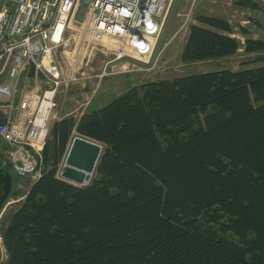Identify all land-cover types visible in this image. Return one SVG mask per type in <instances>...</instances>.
Masks as SVG:
<instances>
[{
  "label": "trees",
  "instance_id": "obj_1",
  "mask_svg": "<svg viewBox=\"0 0 264 264\" xmlns=\"http://www.w3.org/2000/svg\"><path fill=\"white\" fill-rule=\"evenodd\" d=\"M195 20L184 62L264 50L245 27L241 41L223 18ZM73 130L103 145L83 186L58 175ZM1 238L3 264H264V63L133 85L55 120Z\"/></svg>",
  "mask_w": 264,
  "mask_h": 264
},
{
  "label": "built area",
  "instance_id": "obj_2",
  "mask_svg": "<svg viewBox=\"0 0 264 264\" xmlns=\"http://www.w3.org/2000/svg\"><path fill=\"white\" fill-rule=\"evenodd\" d=\"M80 1L0 0V166L32 181L41 174L58 90L80 83L84 89V68L99 50L112 54V67L150 57L172 2L89 0L75 25ZM71 25L80 36L68 52ZM105 74L104 68L98 76Z\"/></svg>",
  "mask_w": 264,
  "mask_h": 264
},
{
  "label": "rangeland",
  "instance_id": "obj_3",
  "mask_svg": "<svg viewBox=\"0 0 264 264\" xmlns=\"http://www.w3.org/2000/svg\"><path fill=\"white\" fill-rule=\"evenodd\" d=\"M244 0H172L166 10L161 31L154 42V49L150 57L144 59L126 58L117 62L115 66L106 65L112 57L106 49L99 50L91 62L84 68V89L80 85H74L67 92L58 90L56 96V107L50 123L67 115L79 117L83 112L102 107L111 99L126 91L133 85H139L148 81L158 79H172L180 75L220 70L229 68L232 70L253 67L264 61H255L257 56L264 58V50L247 53L240 48L235 54L225 57L211 58L207 60L184 62L181 59L182 48L185 43L191 24L198 23L195 20L197 14L217 16L227 20L234 35L244 40L240 28L245 27L249 37L259 38L264 41V0H249L256 4L251 6L250 2ZM80 33L78 28L70 26L66 32L69 37L67 45L63 48L71 52ZM60 49L56 55L60 56ZM62 60V58H60ZM124 63V64H123ZM105 68L107 74L98 76ZM76 131L73 130L72 135ZM64 160V158H63ZM60 163L58 175L63 164ZM32 180L26 178L12 177L9 189V197H13V203L0 209V237L4 224L10 215L19 206L21 196L26 192ZM17 194V195H16ZM10 199V198H9ZM3 261L6 250L0 239Z\"/></svg>",
  "mask_w": 264,
  "mask_h": 264
},
{
  "label": "water",
  "instance_id": "obj_4",
  "mask_svg": "<svg viewBox=\"0 0 264 264\" xmlns=\"http://www.w3.org/2000/svg\"><path fill=\"white\" fill-rule=\"evenodd\" d=\"M89 0H81L74 16L75 25H80L85 18ZM103 145L98 140L76 132L72 136L60 169V178L72 184L83 186L91 181L101 156ZM10 181L3 176V188L0 192V209L8 198Z\"/></svg>",
  "mask_w": 264,
  "mask_h": 264
},
{
  "label": "crops",
  "instance_id": "obj_5",
  "mask_svg": "<svg viewBox=\"0 0 264 264\" xmlns=\"http://www.w3.org/2000/svg\"><path fill=\"white\" fill-rule=\"evenodd\" d=\"M3 149V141H2V139L0 138V154H1V150ZM5 167H3V166H0V190H2V188H3V176L4 175H7L6 173H4L3 172V169H4ZM10 171V170H9ZM2 174V175H1ZM10 174H11V176L9 177L8 175V178H9V181H10V183H11V181H12V177L13 176H16L17 178H26V179H29V178H27V177H19V176H17V175H15L12 171H10ZM33 181H31L30 182V184L32 183ZM29 184V185H30ZM29 187V186H28ZM27 191V190H26ZM10 195H8V198H7V200L5 201V204L3 205V207H2V212H3V208H5V206H7L8 204H11V203H13V200H12V198L13 197H16V196H11V197H9ZM10 198V199H9ZM21 198H23V195L21 196ZM21 200V199H20ZM20 200H19V204H20ZM5 257H7V255H5ZM6 259V258H5ZM0 264H3V252H2V250H1V245H0Z\"/></svg>",
  "mask_w": 264,
  "mask_h": 264
},
{
  "label": "flooded vegetation",
  "instance_id": "obj_6",
  "mask_svg": "<svg viewBox=\"0 0 264 264\" xmlns=\"http://www.w3.org/2000/svg\"><path fill=\"white\" fill-rule=\"evenodd\" d=\"M0 192H1V190H0Z\"/></svg>",
  "mask_w": 264,
  "mask_h": 264
}]
</instances>
